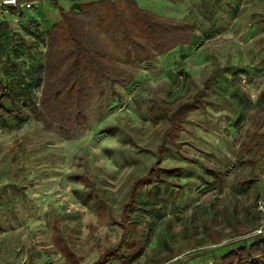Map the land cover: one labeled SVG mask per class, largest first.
I'll return each instance as SVG.
<instances>
[{
    "label": "rangeland",
    "instance_id": "obj_1",
    "mask_svg": "<svg viewBox=\"0 0 264 264\" xmlns=\"http://www.w3.org/2000/svg\"><path fill=\"white\" fill-rule=\"evenodd\" d=\"M23 1L33 8L0 15V75L23 111L4 99L0 264H94L119 241L121 205L152 166L129 213L140 220L143 254L106 264H219L217 256L264 233V211L254 208L264 160L240 151L264 112V0H135L193 22L192 42L136 65L116 93L103 84L71 139L34 118L57 9L50 0ZM91 1L57 0L65 10ZM193 100L199 108L184 110Z\"/></svg>",
    "mask_w": 264,
    "mask_h": 264
},
{
    "label": "trees",
    "instance_id": "obj_2",
    "mask_svg": "<svg viewBox=\"0 0 264 264\" xmlns=\"http://www.w3.org/2000/svg\"><path fill=\"white\" fill-rule=\"evenodd\" d=\"M50 1L57 9L59 21L45 33L43 84L34 118L65 139H71L86 125L89 120L87 104L102 95L103 84L116 93L115 85L124 86L133 81L136 65L190 45L196 29L189 20L157 15L141 8L135 0L75 3L68 10L57 0ZM109 45L118 52L111 53ZM6 97L11 102L12 111L22 114L17 99L12 96L11 86L0 75V114L5 110L3 101ZM199 104V100H193L183 109L195 110ZM234 127L239 128L240 121L235 122ZM262 127L264 112L255 119L252 138H245L240 145L241 153L253 150L250 158L253 161L264 160V140L255 142L259 137L264 138ZM165 149L164 145L159 148L160 151ZM153 170L154 166L132 181L127 198L121 205L120 220L114 221L122 228L120 239L115 246L104 250L94 264H106L114 257L119 260L130 256L138 258L143 254V245L135 232L140 220H132L129 213L136 207L139 188L151 181ZM258 198L254 208L260 214ZM54 228V239L58 243L61 234L57 226ZM262 234V231L257 232L253 236L254 241L248 245L226 251L219 264H264ZM122 246L125 250L118 256Z\"/></svg>",
    "mask_w": 264,
    "mask_h": 264
},
{
    "label": "built area",
    "instance_id": "obj_3",
    "mask_svg": "<svg viewBox=\"0 0 264 264\" xmlns=\"http://www.w3.org/2000/svg\"><path fill=\"white\" fill-rule=\"evenodd\" d=\"M33 8V3L31 1H21V0H0V15H2L3 13H7L11 10H15V11H22L25 9H32ZM257 209L259 211H264V201L258 199L257 201ZM262 231V229H260L257 232ZM177 258H175L174 260H176Z\"/></svg>",
    "mask_w": 264,
    "mask_h": 264
},
{
    "label": "water",
    "instance_id": "obj_4",
    "mask_svg": "<svg viewBox=\"0 0 264 264\" xmlns=\"http://www.w3.org/2000/svg\"><path fill=\"white\" fill-rule=\"evenodd\" d=\"M259 199L264 201V177H262V180H261V188H260V193H259Z\"/></svg>",
    "mask_w": 264,
    "mask_h": 264
},
{
    "label": "crops",
    "instance_id": "obj_5",
    "mask_svg": "<svg viewBox=\"0 0 264 264\" xmlns=\"http://www.w3.org/2000/svg\"><path fill=\"white\" fill-rule=\"evenodd\" d=\"M228 250H231V248H230V249H228ZM228 250H227V251H228ZM205 252H206V251H205ZM220 257H221V256H217V257H216V260H217L216 262H219V261H220ZM173 259H174V258H173ZM173 259H172V260H173ZM172 260H171V261H169V262H174V261H177V260H178V258H177L176 260H173V261H172Z\"/></svg>",
    "mask_w": 264,
    "mask_h": 264
}]
</instances>
